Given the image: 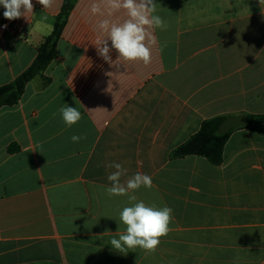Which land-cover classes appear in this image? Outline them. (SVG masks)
Wrapping results in <instances>:
<instances>
[{"label":"crops","instance_id":"obj_1","mask_svg":"<svg viewBox=\"0 0 264 264\" xmlns=\"http://www.w3.org/2000/svg\"><path fill=\"white\" fill-rule=\"evenodd\" d=\"M32 2L33 14L5 30L0 6V86L35 60L64 0L51 9ZM97 2L77 0L57 58L16 105L0 109V264H264V124L235 129L220 164L173 156L206 120L264 114L259 0H154L167 29H150L151 63L121 60L118 69L93 43L107 39L101 20L127 16L94 15ZM65 104L82 113L71 127ZM110 162L128 170L122 182L151 176L138 200L173 209L154 253L110 245L131 206L107 194Z\"/></svg>","mask_w":264,"mask_h":264},{"label":"clouds","instance_id":"obj_2","mask_svg":"<svg viewBox=\"0 0 264 264\" xmlns=\"http://www.w3.org/2000/svg\"><path fill=\"white\" fill-rule=\"evenodd\" d=\"M43 9H51L55 0H36ZM261 9H264V0H259ZM0 6L5 9L3 16L7 20L27 18L33 14L32 0H0ZM157 3L154 0H100L92 3V14L111 17L123 9L127 18L122 22L103 19L99 22V29L107 34V39L97 37L93 43L97 55L110 66L117 69L120 61H142L145 65L151 63V46L157 44V38L150 29H167V22L156 12ZM111 41V47L109 46ZM166 43L161 45V51ZM115 50L118 54L113 61L111 53ZM60 114L66 126L71 127L80 121L82 113L76 108L65 104L60 109ZM83 137L73 135L72 142L77 143ZM114 169L107 180L110 186L106 191L109 197L127 196L131 206L120 211V221L126 226V231L110 241L111 247L121 253L135 251L136 248L145 250L148 254L154 253L159 246L161 237L168 235L169 224L173 219V209L164 206L146 205L143 200H138L135 192L141 187L151 189L153 182L151 176L136 172L122 182L121 178L127 175L128 170L121 163L110 162L106 165ZM134 202V203H132ZM235 264V262H234Z\"/></svg>","mask_w":264,"mask_h":264},{"label":"trees","instance_id":"obj_3","mask_svg":"<svg viewBox=\"0 0 264 264\" xmlns=\"http://www.w3.org/2000/svg\"><path fill=\"white\" fill-rule=\"evenodd\" d=\"M76 3L77 0H64L59 14L55 17L53 32L38 46L35 60L12 82L0 86V109L16 105L23 96L27 84L36 76L42 75L57 58V43ZM49 81L47 79L46 83H49ZM227 118V116H221L204 121L198 133L181 145L173 156L182 158L197 155L205 157L213 164H220L223 161L224 146L235 129L254 123L264 124V114L247 115L245 125H241L226 134H221L219 131L220 125ZM14 150V148L10 149V151Z\"/></svg>","mask_w":264,"mask_h":264},{"label":"water","instance_id":"obj_4","mask_svg":"<svg viewBox=\"0 0 264 264\" xmlns=\"http://www.w3.org/2000/svg\"><path fill=\"white\" fill-rule=\"evenodd\" d=\"M246 123V115L231 116L223 121V123L220 125L219 131L221 134H226L241 125H245Z\"/></svg>","mask_w":264,"mask_h":264},{"label":"built area","instance_id":"obj_5","mask_svg":"<svg viewBox=\"0 0 264 264\" xmlns=\"http://www.w3.org/2000/svg\"><path fill=\"white\" fill-rule=\"evenodd\" d=\"M9 22H10V20H8V21L2 23V24H1V29H2V30L7 29V28L9 27Z\"/></svg>","mask_w":264,"mask_h":264}]
</instances>
